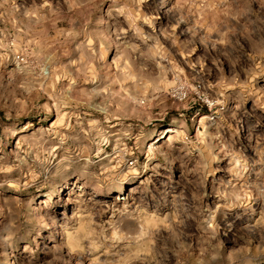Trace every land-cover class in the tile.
<instances>
[{"label":"clouds","instance_id":"9594fccd","mask_svg":"<svg viewBox=\"0 0 264 264\" xmlns=\"http://www.w3.org/2000/svg\"><path fill=\"white\" fill-rule=\"evenodd\" d=\"M0 264H264V0H0Z\"/></svg>","mask_w":264,"mask_h":264}]
</instances>
